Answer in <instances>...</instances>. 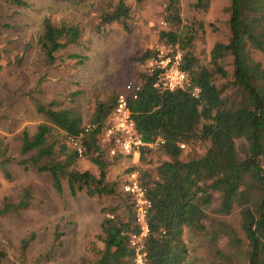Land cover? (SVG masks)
<instances>
[{
  "label": "trees",
  "instance_id": "1",
  "mask_svg": "<svg viewBox=\"0 0 264 264\" xmlns=\"http://www.w3.org/2000/svg\"><path fill=\"white\" fill-rule=\"evenodd\" d=\"M67 1L53 0L54 7L49 5L36 31L26 29L19 38L10 35L0 41V68L3 59L6 66L20 68L30 61L35 66V82L29 93L22 94L29 97L37 116L32 129L25 126L16 136L18 157L6 155L7 143L0 136V167L10 178L5 166L16 160L45 174L56 193L83 194L97 202L101 218L96 238L101 245L91 247L92 257L79 256L69 264H135L129 235L138 226L133 200L122 190L121 181L133 169L139 170L142 184H151L145 264H193L187 235L206 237L208 264H264V0H230L228 41L216 43L208 57L197 48L200 22L195 21L198 30L193 22L180 27L179 0H167L163 9L167 27H158L155 34L158 41L177 46L179 67L187 73L190 87H154L157 73L146 67L154 51L148 47L132 59L136 73L126 82L140 86L137 98L128 101L136 132L145 143H163L155 151L140 147L139 166L123 169L114 179L111 168L132 157L110 155L109 145L101 141L119 90L104 89L91 108L82 110L77 104L82 91L73 70L79 71L89 59L86 30L101 37L115 26L129 31L145 0ZM206 3L198 0L194 6ZM82 6H88L84 15L90 13V20L83 22L77 16ZM0 10V17L11 20L35 9L31 0H0ZM20 26L0 21L1 29L22 30ZM25 77L29 81V74ZM19 94L18 86L13 97ZM70 138L77 141L80 153ZM81 159L96 171L77 169ZM31 201L32 190L24 187L17 202L4 204L0 215L27 209ZM236 208L241 237L219 219ZM63 234L55 228L49 250L30 262L27 252L34 233L19 239L15 254L10 241L1 239L0 264L50 260ZM225 237L223 250L225 245L218 243Z\"/></svg>",
  "mask_w": 264,
  "mask_h": 264
},
{
  "label": "rangeland",
  "instance_id": "2",
  "mask_svg": "<svg viewBox=\"0 0 264 264\" xmlns=\"http://www.w3.org/2000/svg\"><path fill=\"white\" fill-rule=\"evenodd\" d=\"M31 1L35 10L23 11L11 20L0 17L1 22L9 21L10 26L14 24V21L23 26L22 30L0 28V41L8 40L9 38L6 37L10 35L19 38L20 35L23 36L26 29L36 31L49 5L54 7L53 0ZM197 1L179 0L182 18L180 27L193 22L198 30L200 28L195 21L200 22L197 48L200 55L204 54L208 57L216 43L228 41L230 0H207L205 6L200 8L194 6ZM67 2L65 0V3ZM166 3L167 0H145L136 12L135 21L130 25L129 31L115 26L113 30L101 37L86 30L85 41L90 46L89 59L84 62L79 71L73 70L75 78L79 79L78 89L82 91L77 98V104L82 110L91 108L93 102L103 96L104 89L122 91L126 80L135 75L136 70L133 68L132 59L139 55L141 49L155 45L158 41L155 34L158 27H167L163 18ZM87 10L88 6L79 7L77 10V16L83 22L90 16V13H87L88 16L84 15ZM0 16H3L1 10ZM1 63L3 66L0 68V136L5 137L7 143L6 155L18 157L19 143L16 136L23 127L32 129L37 123V116L33 112L29 97L22 94L29 93V89L35 82L33 76L35 66L32 65V61L29 62L31 65L24 63L20 68L6 66L5 59ZM26 74L30 76L29 81L26 80ZM18 86L20 94L14 98L13 92ZM135 166H139L138 156H132L129 161H119L111 168L110 178L120 177L123 169ZM5 168L10 178L5 176L0 167V209L6 203L15 204L22 188L30 187L32 190L29 208L7 216L0 215V240L5 238L10 241L12 253H16L15 247L18 248L19 239L34 233L35 240L27 252L28 261H32L49 250L52 232L55 228H59L64 232L61 237L62 243L53 249L52 258L41 264H69L79 256L92 257L91 247L99 248L101 245L96 238L101 218L97 202L83 194L71 196L68 191H65L63 195L56 193L45 174L31 166L23 167L16 160L6 164ZM76 168L96 171V168L84 159L78 162ZM126 175L127 173L122 175V182ZM219 219L232 226L239 237L242 236L237 208L227 216H219ZM185 242L193 253V264H208L206 237L187 235ZM227 242L228 239L225 237L219 240L218 244L225 245L221 248L226 250Z\"/></svg>",
  "mask_w": 264,
  "mask_h": 264
},
{
  "label": "built area",
  "instance_id": "3",
  "mask_svg": "<svg viewBox=\"0 0 264 264\" xmlns=\"http://www.w3.org/2000/svg\"><path fill=\"white\" fill-rule=\"evenodd\" d=\"M150 49L154 54L148 60L146 67L150 72H155L156 80L154 87L160 89H189L187 73L180 69L181 53L176 45L166 44L163 41H157ZM140 86L132 81L124 84L123 90L119 91L115 98V103L105 122L102 130L101 141L108 144L110 155H128L138 156L140 147L155 151L162 140H154L145 143L136 132L135 122L128 105L129 99H136ZM199 92L197 87L192 89V94L196 96ZM72 146L78 147L74 138L69 139ZM184 148V144L179 145ZM140 172L133 169L123 181L122 190L130 195L134 203L135 223L138 226L137 232L129 235L130 246L134 249L135 264H145V253L143 243L148 234L147 214L150 207V201L147 197L148 188L151 184H142Z\"/></svg>",
  "mask_w": 264,
  "mask_h": 264
}]
</instances>
